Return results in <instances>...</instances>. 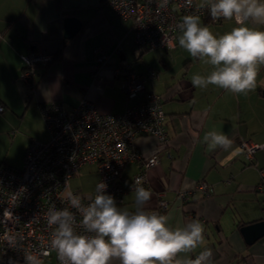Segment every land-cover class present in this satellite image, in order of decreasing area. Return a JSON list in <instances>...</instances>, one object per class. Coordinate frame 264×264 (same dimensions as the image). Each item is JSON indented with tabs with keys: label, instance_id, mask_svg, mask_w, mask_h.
<instances>
[{
	"label": "crops",
	"instance_id": "0c3cea01",
	"mask_svg": "<svg viewBox=\"0 0 264 264\" xmlns=\"http://www.w3.org/2000/svg\"><path fill=\"white\" fill-rule=\"evenodd\" d=\"M67 16L81 22L70 38L63 36ZM200 18L202 26L216 35L237 26L234 20L213 21L209 13ZM132 25L131 18L115 14L107 0H0V145H16L5 158L22 165L31 141L48 140L40 109L44 103L59 101L70 108L85 96L112 113L137 104L144 92L127 97L120 86L122 73L114 72L129 65L145 90L162 96L168 137L164 148L152 135L134 139L142 156L157 158L148 174L152 197L145 208L155 206L159 193L167 204L161 214L170 217L172 227L201 221L206 246L213 252L212 264H264V235L247 244L240 230L264 218V65L256 89L246 95L214 85L195 88L192 76H206L212 68L179 47L180 33L172 48L147 49L136 46ZM37 49L50 53L51 59L37 65L31 81L24 82L19 77L24 66L21 56ZM101 54L106 58L96 65ZM150 70L155 74L150 76ZM213 127L228 134L231 149L206 150L202 138ZM242 140L260 145L250 159L241 154ZM84 168L96 173L93 189L86 191L94 193L96 165L85 164L80 171ZM140 170L137 160L123 168L120 185L126 192L118 207L135 210L130 182ZM200 179L211 184L208 196L199 191L179 195L181 190L192 191ZM201 250L198 247L193 258Z\"/></svg>",
	"mask_w": 264,
	"mask_h": 264
},
{
	"label": "built area",
	"instance_id": "2783aa9c",
	"mask_svg": "<svg viewBox=\"0 0 264 264\" xmlns=\"http://www.w3.org/2000/svg\"><path fill=\"white\" fill-rule=\"evenodd\" d=\"M107 3L117 16L132 19L134 42L136 46L147 49L172 48L179 32L176 25L184 15L202 17L209 13L207 7H200L202 3L196 0H192L191 6L186 5V0H167L166 5L164 0H107ZM21 57L24 66L19 77L24 82L31 81L37 65H44L51 59L50 53L41 49ZM105 58L104 54L97 56L95 64L102 63ZM114 72L122 73L120 86L127 97L144 92L137 104L127 106L121 113H112L97 108L85 96L70 108H65L59 101L44 103L40 109L48 140L31 141L19 168L0 165V264H8L9 258L15 264H24L26 251L39 252L49 248L50 234L55 226L48 225L45 213L53 206L70 208L68 192L78 195L83 204L90 203L95 192L82 193L69 187L70 179L83 165H96V185L100 181L105 182L106 193L112 195L117 204L126 192L120 180L128 162L137 160L141 164L130 188L139 180L143 187L150 189L148 174L156 165L157 158L142 156L135 148L134 139L142 134L152 135L161 147H166L168 137L164 130L163 98L145 90L129 65ZM148 72L150 76L155 74L154 70ZM2 110L0 105V112ZM259 146L242 140V156L252 158ZM193 191L208 196L212 187L207 180L200 179L192 191L181 190L179 195L185 197L187 192ZM155 195V206L146 209L161 214L167 204L159 193ZM76 220V231L83 232L79 226V213H76ZM49 258L59 264L55 250L41 257L42 263Z\"/></svg>",
	"mask_w": 264,
	"mask_h": 264
},
{
	"label": "clouds",
	"instance_id": "9594fccd",
	"mask_svg": "<svg viewBox=\"0 0 264 264\" xmlns=\"http://www.w3.org/2000/svg\"><path fill=\"white\" fill-rule=\"evenodd\" d=\"M191 4L192 0H186L187 6ZM200 7H207L213 21L234 20L237 26L216 35L202 26L199 16L182 17L176 25L179 47L212 68L206 76L193 75L192 86L206 89L214 85L245 95L255 90L259 68L264 65V0H204ZM202 143L209 152L228 151L233 146L228 134L215 127L204 134ZM106 189L107 184L100 181L87 205L68 192L70 208H49L47 223L55 226L49 248L26 251L24 264H42L41 257L48 256L50 250L57 253L59 264H212L213 252L206 246L201 221L194 219L183 227H172L168 215L145 208L152 192L139 180L132 185L134 211L118 207ZM76 213L83 232L76 231ZM198 247L202 250L193 258ZM8 264L15 262L9 258Z\"/></svg>",
	"mask_w": 264,
	"mask_h": 264
},
{
	"label": "rangeland",
	"instance_id": "374dc122",
	"mask_svg": "<svg viewBox=\"0 0 264 264\" xmlns=\"http://www.w3.org/2000/svg\"><path fill=\"white\" fill-rule=\"evenodd\" d=\"M44 122V121H43ZM45 125V124H44ZM46 127V126H45ZM13 132H10L12 134ZM19 139L17 138V142ZM16 145H12L11 147L3 142V144L0 145V165H10L14 167H20L21 161H15L11 162V160L5 158L6 156H9L13 150L15 149ZM3 156V157H2ZM95 171H85V168L83 170H79L74 177H72L69 181V187L73 190L86 193L87 190L93 189L96 175ZM42 264H55V260L53 258L46 259Z\"/></svg>",
	"mask_w": 264,
	"mask_h": 264
},
{
	"label": "water",
	"instance_id": "95a60500",
	"mask_svg": "<svg viewBox=\"0 0 264 264\" xmlns=\"http://www.w3.org/2000/svg\"><path fill=\"white\" fill-rule=\"evenodd\" d=\"M81 22L74 16L63 18V36L70 38L74 36L80 29ZM244 240L247 244H251L264 235V218L258 221L246 224L240 228Z\"/></svg>",
	"mask_w": 264,
	"mask_h": 264
},
{
	"label": "trees",
	"instance_id": "16d2710c",
	"mask_svg": "<svg viewBox=\"0 0 264 264\" xmlns=\"http://www.w3.org/2000/svg\"><path fill=\"white\" fill-rule=\"evenodd\" d=\"M203 17V16H202Z\"/></svg>",
	"mask_w": 264,
	"mask_h": 264
}]
</instances>
